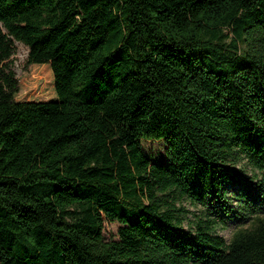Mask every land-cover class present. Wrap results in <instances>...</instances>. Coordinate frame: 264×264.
I'll use <instances>...</instances> for the list:
<instances>
[{
	"label": "trees",
	"instance_id": "trees-1",
	"mask_svg": "<svg viewBox=\"0 0 264 264\" xmlns=\"http://www.w3.org/2000/svg\"><path fill=\"white\" fill-rule=\"evenodd\" d=\"M0 264H264V0H0Z\"/></svg>",
	"mask_w": 264,
	"mask_h": 264
},
{
	"label": "rangeland",
	"instance_id": "rangeland-1",
	"mask_svg": "<svg viewBox=\"0 0 264 264\" xmlns=\"http://www.w3.org/2000/svg\"><path fill=\"white\" fill-rule=\"evenodd\" d=\"M15 49L16 53L12 57L13 60V71L15 72L17 78H21L24 74L26 61L29 54V49L24 46L21 43H15ZM142 151H144V154L147 158L150 159V161L153 164L158 163H167L170 161V151L168 148V144L165 140L163 141H142ZM244 167L245 173L248 175H251L254 173V171L246 167V165H241ZM233 206L237 208V203L234 202ZM183 207H185L189 214L188 218L190 220H197L198 218L205 219L207 217L206 210L201 206H195L191 205L189 202H184ZM249 221H233L230 220L227 222L226 228H223L222 226H218L217 228V234L224 237L227 242L230 241L235 231L239 228L247 227L249 225ZM119 225L116 223H106L105 229H104V236L106 240H112L117 239V233H118Z\"/></svg>",
	"mask_w": 264,
	"mask_h": 264
}]
</instances>
